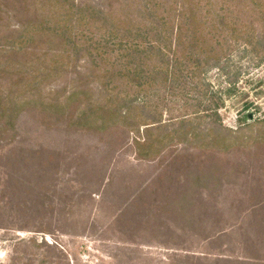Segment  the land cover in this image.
Masks as SVG:
<instances>
[{
    "label": "rangeland",
    "instance_id": "obj_1",
    "mask_svg": "<svg viewBox=\"0 0 264 264\" xmlns=\"http://www.w3.org/2000/svg\"><path fill=\"white\" fill-rule=\"evenodd\" d=\"M163 18L0 0V264H264V58L240 41L202 77L213 114L144 49Z\"/></svg>",
    "mask_w": 264,
    "mask_h": 264
},
{
    "label": "trees",
    "instance_id": "obj_2",
    "mask_svg": "<svg viewBox=\"0 0 264 264\" xmlns=\"http://www.w3.org/2000/svg\"><path fill=\"white\" fill-rule=\"evenodd\" d=\"M158 1L159 6H165L169 11V19H162L158 42L144 49L157 52L165 63L173 62L172 66L167 64L166 70L158 68L165 72L166 79L170 75L169 67L174 68L172 74L176 80L190 72L197 81L194 87L203 89L206 97L210 94L207 103L215 108L208 104L204 107L215 114L221 100L216 93L210 92V85L202 77L207 72L224 69V61L240 41L260 59L264 58V8L254 12L251 22L244 25L235 8L230 6L235 0Z\"/></svg>",
    "mask_w": 264,
    "mask_h": 264
}]
</instances>
